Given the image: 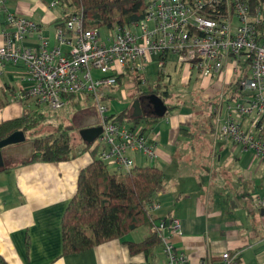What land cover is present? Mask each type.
Returning a JSON list of instances; mask_svg holds the SVG:
<instances>
[{"label":"crops","instance_id":"1","mask_svg":"<svg viewBox=\"0 0 264 264\" xmlns=\"http://www.w3.org/2000/svg\"><path fill=\"white\" fill-rule=\"evenodd\" d=\"M47 4L45 0H0V46L3 44L1 30L7 29L5 12L38 24V31L27 33L18 44L20 47H36L40 37L46 39L48 48L55 46L56 40L52 43V37L64 16V5L58 0L56 6L60 10L53 11ZM260 11V30L264 35V5ZM181 75L172 59L162 70H158L154 58L146 64L143 85L158 87L159 92L167 90L170 94L162 101L165 111L160 117L151 97L159 96L144 93L147 88L138 91L141 85L130 77L120 78L117 85L103 90L108 111L117 115L125 110L120 120L140 127L142 133L157 143L152 161L128 152L135 165H155L163 172L161 188L153 201L158 206L148 209L147 213L155 223L162 218L179 221L180 235L169 236L173 245L185 253L187 264H211L223 252L229 253L232 264H264V176L258 174L264 162L217 134L228 103L227 93L218 94L224 84L220 78H199L191 71L184 82H195L192 99L201 95L210 103L202 114L196 112L195 118L182 99L180 106L168 102L175 96L170 87L173 76L180 84L188 85L180 82ZM127 80L130 82L126 83ZM30 83L27 66L22 61H0V122L20 118L25 109L30 110L27 114L40 113L41 105H26L23 100L15 99ZM131 88L135 92L126 93ZM196 89L201 94L195 93ZM213 108L218 111L217 121L213 119ZM142 118L152 119L151 123ZM96 119L94 109L80 112L74 126L88 127ZM135 119L140 120L134 123ZM13 137L16 143L0 148V256L7 264L164 263L161 241L148 254L129 252L127 243L140 242L148 235L145 226L136 227L121 238L62 255L60 220L75 192L79 170L91 160L92 149L78 150L73 158L65 161L23 163L31 154L27 143L33 138L21 128ZM254 166L255 173L251 170ZM107 169L114 173L113 165H107ZM162 236L168 237V233L163 231Z\"/></svg>","mask_w":264,"mask_h":264},{"label":"built area","instance_id":"2","mask_svg":"<svg viewBox=\"0 0 264 264\" xmlns=\"http://www.w3.org/2000/svg\"><path fill=\"white\" fill-rule=\"evenodd\" d=\"M57 3L52 0L50 6ZM260 10L250 16L241 0H147L137 21L112 24L105 28L104 37L98 29L84 27L78 12L56 25V43L51 48L41 37L34 48L20 47L27 33L38 31V24L6 12L0 61L20 60L27 66L31 83L15 96L26 105L60 109L69 98L90 99L100 132L89 148L98 149L99 160L113 165L114 173L124 174L134 166L128 152L154 160L157 143L140 127L116 119L105 105L103 90L123 77L145 83L144 68L153 58L158 70L172 59L183 82L191 71L199 78H220L224 84L218 94L227 93L228 103L217 134L264 162V37L257 30ZM213 114L217 121L216 108ZM157 206L153 202L149 210ZM149 230L160 237L163 264H187L185 253L170 239L181 233L177 219H159ZM163 231L168 237L162 236ZM211 264H232V258L223 252Z\"/></svg>","mask_w":264,"mask_h":264},{"label":"trees","instance_id":"3","mask_svg":"<svg viewBox=\"0 0 264 264\" xmlns=\"http://www.w3.org/2000/svg\"><path fill=\"white\" fill-rule=\"evenodd\" d=\"M251 16L264 4V0H241ZM64 5V20L67 15L80 12L86 28H107L112 24L128 25L137 21L144 12L146 0H59ZM64 18V19H63ZM62 25V22L57 23ZM260 36L264 37L257 25ZM120 79L117 81L119 83ZM158 86V84H155ZM147 87L144 93H154L165 102L170 96L167 90ZM70 99V98H69ZM24 110V114L11 121L0 122V140L19 128L31 129L42 113ZM125 110L115 115L123 118ZM148 124L152 119L142 118ZM140 120V119H139ZM133 120L134 123L139 122ZM31 154L23 163L32 161H65L74 157L68 133L61 129L33 137ZM89 147L83 148L82 151ZM91 160L79 170L76 189L68 201L60 220L61 254L77 253L94 245L118 239L139 226L148 228V235L137 243H127L129 252L143 251L160 244V237L150 231L154 220L147 213L163 182V172L155 165H135L124 174L112 173L107 165L94 157L96 148L90 150ZM0 264H7L0 256Z\"/></svg>","mask_w":264,"mask_h":264},{"label":"rangeland","instance_id":"4","mask_svg":"<svg viewBox=\"0 0 264 264\" xmlns=\"http://www.w3.org/2000/svg\"><path fill=\"white\" fill-rule=\"evenodd\" d=\"M45 1H47L48 3L47 7H52L49 9L53 11L60 10L59 6H56V5L50 6L52 0H45ZM98 31L101 34V36H105V32H106L105 28H99ZM52 39H53L52 43H54L55 33ZM49 46H52V44ZM62 48H64V46H62ZM153 79L154 77L151 76V81ZM171 79H172V81L170 82L171 92H174L175 96L172 98V101H168V102L173 103V104L175 103L177 106H180L181 101L183 100L185 105L188 106L189 110H191V113L194 114L193 118H195V115H197L199 111H200V114H202L203 109L205 107L207 108L210 103H207L205 101L206 99L203 98V96L201 95H196L193 99L191 98V94L194 93L192 91L195 89L193 87L195 82H192L193 81L192 80L191 82L184 83L180 78L181 83L188 84L186 86V85L180 84L176 76H173ZM127 82H130V81L127 80L126 83ZM165 83L168 84V82H165ZM143 84L145 83L138 84V85H141L137 87L138 91H144L147 88V86H144ZM122 89L126 91L124 85H122ZM131 91L132 93H134L135 89L131 88V90H127L126 93L131 92ZM195 93H200V92L198 91V89H196ZM38 109H39L38 111L43 114V119L42 120L38 119L36 124L33 126V128L29 129V132L27 129L25 130V132H27V134L30 135V138L41 136V135H44L50 132H54V131H57L58 129H64L68 133V136L70 138L71 146H72L71 152L73 154H76L78 150H82L84 148V144L81 141L78 135V132H77V128L74 125L76 124L75 121H77L78 114L80 112H85L87 110L89 111L91 109H94V105L90 99L82 100L75 96L72 98L71 103H69L68 105L64 106L61 109L53 110V109L47 108L44 105L39 106ZM97 155H98V149L95 151L93 156L96 157ZM261 165L263 166L260 167V172H258V174H262L264 176V163ZM254 169H255V166L251 169L255 173Z\"/></svg>","mask_w":264,"mask_h":264},{"label":"water","instance_id":"5","mask_svg":"<svg viewBox=\"0 0 264 264\" xmlns=\"http://www.w3.org/2000/svg\"><path fill=\"white\" fill-rule=\"evenodd\" d=\"M151 97L154 99V102L157 104V115L159 117L162 116L164 114V111H165V106H164L163 102L156 95H152ZM95 123H97V119H96V122L91 123L90 126L77 129L78 135H79L81 141L85 145H89V143L100 132V127L94 125ZM14 133L15 132H13L12 134H10L8 137L0 140V148L4 147L7 144H14V143L17 142V140H15V138L13 137L14 136ZM22 139H23V137H22V135L20 133V140H22ZM27 146H28V152L30 153V151H31V143L28 142L27 143ZM23 155L25 156L26 154H23ZM1 158H2V150H0V164L2 162L1 161Z\"/></svg>","mask_w":264,"mask_h":264},{"label":"flooded vegetation","instance_id":"6","mask_svg":"<svg viewBox=\"0 0 264 264\" xmlns=\"http://www.w3.org/2000/svg\"><path fill=\"white\" fill-rule=\"evenodd\" d=\"M22 153H24V152L22 151Z\"/></svg>","mask_w":264,"mask_h":264}]
</instances>
